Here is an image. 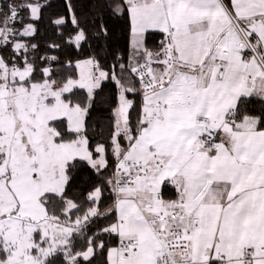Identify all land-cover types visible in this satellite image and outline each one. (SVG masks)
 <instances>
[{
  "label": "snow or ice",
  "instance_id": "snow-or-ice-1",
  "mask_svg": "<svg viewBox=\"0 0 264 264\" xmlns=\"http://www.w3.org/2000/svg\"><path fill=\"white\" fill-rule=\"evenodd\" d=\"M0 264H264V0H0Z\"/></svg>",
  "mask_w": 264,
  "mask_h": 264
}]
</instances>
